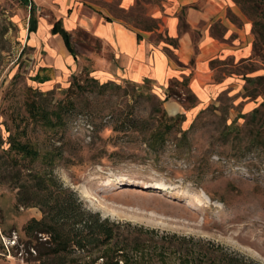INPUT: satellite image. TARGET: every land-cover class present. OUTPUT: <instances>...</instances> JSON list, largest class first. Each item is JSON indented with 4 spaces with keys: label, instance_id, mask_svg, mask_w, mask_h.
<instances>
[{
    "label": "rangeland",
    "instance_id": "obj_1",
    "mask_svg": "<svg viewBox=\"0 0 264 264\" xmlns=\"http://www.w3.org/2000/svg\"><path fill=\"white\" fill-rule=\"evenodd\" d=\"M30 1L0 0V135L5 142L0 155L17 123L24 127L21 119L29 118L27 101L53 109L72 99L75 107L62 127L52 131L30 123L28 137L53 154V176L67 198L114 224L115 233L101 248L83 252L73 247L55 256L52 244L42 242L48 237L29 242L23 231L31 219H43L40 208L18 206L17 190L4 181L0 264H264V81H255L264 76V16L244 11L233 0L252 24L253 50L259 38L262 50L237 67L215 63L217 81L236 74L243 86L198 111L196 98L179 81L170 84L179 97L165 101L153 81L99 79L93 57L112 63L111 53L76 27L69 31L71 54L63 37L52 34L59 18L43 3L33 12ZM156 2L140 0L126 13L120 0H74L105 20L121 19L138 28L155 23L146 5ZM231 20L243 24L235 16ZM62 21L67 29L68 19ZM90 78L97 82L88 83ZM75 83L87 85L88 91L70 90ZM112 83L120 88H100ZM159 101H165L168 118L177 120L170 122L175 127L164 145L152 147L144 129L114 130L113 121L130 113L157 126ZM169 101L187 113L171 116L165 108ZM176 107L168 109L172 113ZM121 247L127 248L118 258Z\"/></svg>",
    "mask_w": 264,
    "mask_h": 264
},
{
    "label": "crops",
    "instance_id": "obj_2",
    "mask_svg": "<svg viewBox=\"0 0 264 264\" xmlns=\"http://www.w3.org/2000/svg\"><path fill=\"white\" fill-rule=\"evenodd\" d=\"M139 2L120 0V10L129 13ZM41 3L59 20L68 19L66 31L80 28L111 53L112 63L93 57L99 79L136 84L153 81L161 98L166 97L164 93L172 82L188 80L187 88L197 100L198 111L220 94L238 92L243 86L236 74H223L217 81L219 68L213 66L215 63L237 67L253 61L252 24L245 21L233 0H157L146 5L148 17L157 24L152 29L138 28L121 19L105 20L84 4L75 6L74 0H31L33 12L40 10ZM231 16L243 24H236ZM174 105L177 109L171 113L168 108ZM165 108L171 116L187 113L172 101L166 102Z\"/></svg>",
    "mask_w": 264,
    "mask_h": 264
},
{
    "label": "trees",
    "instance_id": "obj_3",
    "mask_svg": "<svg viewBox=\"0 0 264 264\" xmlns=\"http://www.w3.org/2000/svg\"><path fill=\"white\" fill-rule=\"evenodd\" d=\"M234 1L244 11L252 10L257 16H264V0ZM254 25H260L261 27V23H254ZM156 26L157 24L153 23V25H148L144 29H152ZM258 33L260 34V32H256L257 35ZM52 34L62 36L68 50L75 55L71 44V35L65 30L62 19L55 23ZM259 41L260 38L254 44L255 53H260L262 50ZM246 80L253 82L252 78H246ZM87 81L88 83L97 82L96 79L91 78ZM255 81L261 83L264 81V76L257 77ZM149 82V80L146 81V83ZM180 84L187 86L188 80H184ZM73 87L81 93L89 89L87 85L81 83H75L70 87V90ZM109 87L120 88V86L113 83L103 85L100 88L103 90ZM175 95L176 93L170 87L165 101ZM165 101H159V114L156 116L158 117L157 126L152 125L151 121L142 122L136 119L133 113H130L126 117L113 121L114 130L122 133H137L142 132L144 129L150 133L152 147L164 145L166 137L175 127V124L170 122L175 123L177 121L168 118L163 109ZM26 106L29 118L21 119L25 121L24 127H21V121L17 123L15 133L8 136V149H2V155H0V184L6 181L17 190L18 206L40 208L42 211L44 215L42 220L31 219L23 229L29 242L44 238L42 236L48 237L49 239L42 242L52 244L53 247H50V252L55 256L68 253L73 247L83 252H89L90 249H98L110 244L114 239L115 225L106 220L102 221L98 215L93 216L82 211L81 205L76 206L77 201L72 200V196L67 198V190L59 185L53 176V154L43 152V149L28 137L30 123L52 131L62 127L64 116L75 107L74 101L72 99L61 101L53 109H48L36 100L27 101ZM8 132H10V129H8ZM4 143L0 135V148L3 147ZM37 163H41L43 167L35 168L34 165ZM49 168L52 169L49 170ZM77 226H80V228L75 229ZM126 248H118L116 252L118 258L125 254ZM0 250H4V245L1 242ZM118 258L116 259L117 262L119 261ZM125 262V264H129V260Z\"/></svg>",
    "mask_w": 264,
    "mask_h": 264
}]
</instances>
